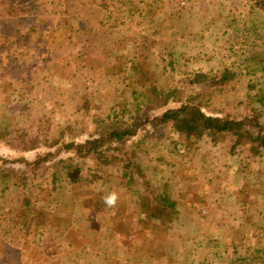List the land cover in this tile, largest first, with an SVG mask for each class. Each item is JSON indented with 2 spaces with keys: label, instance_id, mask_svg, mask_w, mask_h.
Returning <instances> with one entry per match:
<instances>
[{
  "label": "rangeland",
  "instance_id": "374dc122",
  "mask_svg": "<svg viewBox=\"0 0 264 264\" xmlns=\"http://www.w3.org/2000/svg\"><path fill=\"white\" fill-rule=\"evenodd\" d=\"M64 1L0 0V109L12 107V100L19 94L24 96V102L35 103L36 110L46 108L51 113L48 124L55 136L65 133L62 135L65 141H83L92 136L99 119L103 121V115H106V112L102 115L103 111L110 108L108 96L121 86L119 80L107 82L93 59L84 63L83 57L93 51L89 42H83L85 24L82 16L73 18L60 13L58 19L52 18L60 22V28L47 30L50 28L46 26L51 27L47 25V15L37 14L38 8L45 4V8H50L53 13L56 9L60 12ZM72 1V6L81 8L86 0ZM87 2L109 11L113 10L110 5L116 6L113 0ZM4 6L11 7L10 13ZM27 6L31 8L28 14L21 10ZM155 8L166 23L172 21L171 16L177 18L175 30L186 37L182 42L187 46H178L174 55L179 58L184 54L189 69L205 72L213 66L217 73H223L227 68L236 73L224 85L216 87L224 90H216L215 94L213 89L207 91L199 87L197 92H191L179 82L176 97H180V101L190 93L194 95L201 91L205 98L209 97V112L226 106L229 114L233 112L236 97L245 93L248 85L264 91V63H260L264 60V13L256 11V14L248 15L250 0H160ZM36 22L40 23L38 29ZM252 24L254 29H251ZM17 26L20 32H15ZM138 51L140 53V49ZM141 52L144 54V50ZM254 56L257 73L249 76L245 66ZM68 63H72V70L68 69ZM82 65L87 68L79 79L86 88L76 86L71 77ZM129 67L128 58L121 56L113 69L115 77L124 78ZM15 89L17 93H12ZM85 90L91 91L90 95H84ZM88 99L89 107L95 106L96 112L93 109L90 115L82 106L81 109L74 108ZM179 105L180 102L170 99L166 106L149 112L148 116L155 119L163 111ZM93 113L98 115L93 116ZM169 131L167 127L149 125L125 143L126 149L134 154L123 156L132 158L136 164L132 168L141 172L133 176V181L129 176L120 177L119 171L111 164L104 173L109 177L106 178L107 184L95 182V188L86 183L77 184L76 192L81 194L76 197V207L63 216L71 218L73 225L91 236H87V249L65 251L63 255L59 254V259L54 257L55 263H52L43 261L36 245L30 244L24 249L29 253L26 263L61 264L76 260L78 264H161L158 261L163 258L164 264H230V259H234L235 264H264V158L260 150L246 146L228 154L222 145L213 149L207 145L188 151L180 147L181 139ZM144 135H148L146 140H143ZM38 147L30 152H15L0 143V156L33 160L44 149ZM65 157L68 158L69 154ZM158 183L169 184L168 193L180 204L181 220L169 233L159 232L154 236L138 225L139 218L133 204L139 200L140 187L147 190L150 184L159 186ZM109 184V193L115 191L119 195L117 205L114 208L106 206L99 213L88 212L81 203L87 197L102 195L98 191H105ZM61 198L63 201L59 200L58 204L72 208L70 198ZM54 200L49 198L45 208L53 210L57 204ZM224 201L228 202V208ZM241 203L244 210L231 209ZM77 212L81 215H74ZM117 223H121L118 230L115 229ZM214 237L229 240L226 254H221L218 259H212L207 253L214 245ZM232 243L237 246L236 250ZM3 245L0 243V264H19L16 250ZM161 251L164 254L159 256ZM30 254L33 255L31 258Z\"/></svg>",
  "mask_w": 264,
  "mask_h": 264
},
{
  "label": "trees",
  "instance_id": "16d2710c",
  "mask_svg": "<svg viewBox=\"0 0 264 264\" xmlns=\"http://www.w3.org/2000/svg\"><path fill=\"white\" fill-rule=\"evenodd\" d=\"M87 1H83V7L77 8L72 6V0H65V4L61 3V11L56 9V13L41 4L42 8H38L37 14L47 15V25L50 24L51 27L46 28H50L47 29L50 31L60 28V22L52 20L58 19L60 13L73 18L82 16L85 24L83 42H89L93 51L83 57L84 63L93 59L95 67L100 69L107 82L119 80L121 89L108 96L110 108L103 111L102 115L105 112L106 115H103V121L99 119L96 123L92 136L83 141H65L62 138L65 133L55 136L48 124L51 113L46 108L36 110L35 103L24 102V96L20 97L19 94L12 100V107L0 109V143L15 152L34 151L38 146L44 148L33 160L0 156V243L16 250L19 264H27L29 261L26 258L29 253L24 249L30 244L36 245L43 261L52 263L54 257L59 259V254L63 255L65 251L81 252L88 248L91 236L81 232L72 224L71 218L64 217L63 214H70L76 207V197L79 198L81 194L76 192L79 184L94 185L92 188H95V182L107 184L106 178L109 177L104 173L111 164L122 178L129 176V180L133 181L134 175L141 174L140 170L133 169L136 165L134 160L123 155L134 154L132 150L126 149L125 143L146 126L169 128L173 136L181 139L180 147L188 151L199 150L207 145L212 149L221 148L222 145L226 148L225 153L233 154L238 148L251 146L260 150L264 158V91L248 85L245 93L236 97L233 112L229 114L226 113V106L209 112V97L205 98L206 95L201 91L194 95L190 93L180 101V97H176L179 82L191 92H197L199 87L207 91L213 89L215 94L216 90H224L216 87L234 77L235 71L227 68L223 73H217L213 66L205 72L193 71L187 66L184 54L177 58L175 50L181 44L186 48L187 44L182 42L186 37L175 30L177 18L171 16L172 21L166 23L165 19L159 17L155 6L160 0H113L116 6L109 4L113 7L111 11ZM250 6L248 15H254L256 11L264 13V0H250ZM9 8L4 6L8 13L11 11V7ZM21 8L27 14L31 12L28 6ZM37 24L38 29L40 23ZM33 26L36 24L33 23ZM251 27L254 29L253 24ZM14 29L15 32L21 30L19 26ZM123 55L128 58L131 67L124 78L117 79L113 69ZM255 59L256 56L245 66L246 75L253 76L257 73ZM260 63H264V60ZM72 67V63H68V69L72 70ZM85 68L86 65H82L76 71L73 70L74 74L71 75L73 83L80 88H86L79 79ZM14 92L17 93V90H12ZM90 92L85 90L84 95H90ZM170 99L180 102V105L150 119L149 112L166 106ZM88 102L89 99L74 108L81 109L82 106L91 115L95 106L91 109ZM147 138L148 135H144L143 140ZM68 154L69 157L66 158ZM158 184L159 186L150 184L148 191L140 187L139 200L133 204L139 218L138 225L154 236L159 232H168L181 220L180 204L168 193L169 184ZM107 187L105 191L102 189L98 193L108 195L111 184ZM102 195L87 197L81 204L88 212L99 213L106 208ZM61 196L64 199L70 198L72 208H63L58 204L62 200ZM49 198L57 201L53 210L45 208ZM223 203L228 208V202ZM232 208L235 211L244 210V205L241 203ZM76 214L81 215L78 212L74 213ZM120 225L121 223H117L115 229L118 230ZM194 240L195 238L192 239L193 243ZM212 243L214 245L211 251H207L212 259L226 254L228 239L214 237ZM232 248L236 250L237 246L232 243ZM162 252L159 256L164 254ZM32 256L30 254V258ZM72 261V264H78L76 260ZM158 262L164 264L165 259ZM235 263L234 259H230V264Z\"/></svg>",
  "mask_w": 264,
  "mask_h": 264
},
{
  "label": "clouds",
  "instance_id": "9594fccd",
  "mask_svg": "<svg viewBox=\"0 0 264 264\" xmlns=\"http://www.w3.org/2000/svg\"><path fill=\"white\" fill-rule=\"evenodd\" d=\"M118 200L119 195L115 191H113L103 198V203L109 208H114L117 205Z\"/></svg>",
  "mask_w": 264,
  "mask_h": 264
}]
</instances>
